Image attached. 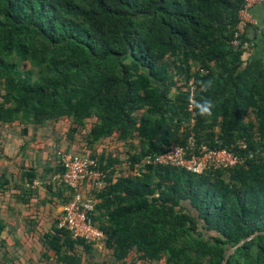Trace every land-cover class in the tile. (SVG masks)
I'll return each instance as SVG.
<instances>
[{
  "label": "trees",
  "instance_id": "16d2710c",
  "mask_svg": "<svg viewBox=\"0 0 264 264\" xmlns=\"http://www.w3.org/2000/svg\"><path fill=\"white\" fill-rule=\"evenodd\" d=\"M243 5L0 0V130L14 126L22 152L39 132L65 128L49 147L54 167L41 175L34 165L19 167L16 200L33 207L26 232L37 233L43 264H222L250 236L226 264H264V56L249 59L231 44ZM241 42L251 43L246 33ZM202 81L211 82L208 91ZM189 97L210 98L212 116L193 107L192 117ZM191 135L246 161L200 174L143 164ZM241 141L245 150L236 147ZM2 150L0 143V158ZM66 152L95 160L104 175L99 191L81 185L93 202L87 215L105 235L101 251L58 229L49 211L39 216L46 205L71 201L72 190L43 185L45 199L23 185L63 173L59 153ZM9 182L0 173L1 204ZM12 218L0 214V264H18Z\"/></svg>",
  "mask_w": 264,
  "mask_h": 264
},
{
  "label": "built area",
  "instance_id": "2783aa9c",
  "mask_svg": "<svg viewBox=\"0 0 264 264\" xmlns=\"http://www.w3.org/2000/svg\"><path fill=\"white\" fill-rule=\"evenodd\" d=\"M264 0H244V5L239 12V21L236 27L234 46H240L241 50L248 53L251 50L249 43H242L241 38L247 32L249 23V9L255 3H263ZM194 116L193 107L188 108ZM194 119H191L192 126ZM236 147L245 150L244 142H238ZM233 148V147H232ZM63 173L53 176V181L72 190V200L62 206L61 213L56 218L58 229L68 231L73 239H84L86 242L101 251L104 241V233L98 229L87 213L93 210V202L81 192V185L87 183L91 190L99 191L104 185V175L98 169L95 160L72 153H59ZM246 157L228 149H211L206 145L197 144L191 135L186 144L182 146L171 145L164 153L148 156L143 160L145 165L169 166L182 169L192 174H200L215 169H231L245 163ZM40 183L33 181L26 184L34 189Z\"/></svg>",
  "mask_w": 264,
  "mask_h": 264
},
{
  "label": "rangeland",
  "instance_id": "374dc122",
  "mask_svg": "<svg viewBox=\"0 0 264 264\" xmlns=\"http://www.w3.org/2000/svg\"><path fill=\"white\" fill-rule=\"evenodd\" d=\"M48 129H51V126L47 127ZM65 132V128L62 125L58 126V129L56 131H54L53 133L51 131L47 132L44 131L43 133H40V135H42V138L40 139L41 142H43L44 139H48L47 143L50 144V150L54 149L52 148L54 146V142L56 140V136L55 135H63V133ZM5 135L6 137L4 138L5 142L3 145V150L5 151V156L7 157H13L15 155V153L17 152V156L16 157V164L13 165L12 163L8 164V161H5L4 158V151L3 156L0 158V171L4 169V173L6 174L8 180L10 181L8 185H10L11 187V194L10 192L5 194V202L3 204L0 203V206H2L0 208V214L4 213L5 215H7V217H13L12 220H10L11 223H8V230L10 233V235H13L15 237H18L21 240V246L22 248L17 251L16 253L14 251H11L10 253L13 256H16L17 258H19L18 260V264H43L44 261L41 259V256L43 254V248L40 247L39 243L37 242V233L33 234L32 236L28 235L26 232V226H27V221L29 220V210L32 209L33 207L29 206L28 207H24V204L21 205L19 203V201L17 202V198L16 196L18 195V188L20 187L19 184H21L19 182V176H20V168L21 166H23L25 159L24 157H22L24 154H21L23 152L25 153H29L30 150L32 149V145L27 148H25L24 151H19L17 148L22 140L18 133H17V129L13 126V129L11 128H2L0 130V138H2V136ZM3 140V139H2ZM47 145V144H46ZM45 145V148H46ZM52 146V147H51ZM16 147V148H15ZM48 147V148H49ZM34 150L37 149L36 147L33 148ZM41 151L45 152L44 149V145L43 148H41ZM48 150L46 149L47 153ZM66 153H72V152H66ZM76 153V152H75ZM42 156V153H41ZM6 157V159H7ZM51 159V160H55L52 157V153L49 151V154H46L45 158H40L43 161H46L47 159ZM46 159V160H45ZM27 160H29V158H27ZM41 162V161H40ZM22 185V184H21ZM13 187H17V190H12ZM41 189H44L43 187ZM40 189V190H41ZM37 192V191H34ZM39 196V195H38ZM33 204V203H31ZM40 211V209H39ZM48 211L50 212V214H54L55 215V221H56V209H52L50 207H48ZM34 211H32L33 214ZM43 214L44 212H41V216L43 218ZM41 218V219H42ZM24 220V221H23ZM15 222V223H14ZM38 227V229L42 230L43 227H45L46 221L44 220V223H36ZM26 239L25 241L23 239ZM11 239V238H9ZM1 254V251H0ZM105 259L108 258V256H104ZM98 260H100V257H97ZM154 264H162L161 262L159 263H154Z\"/></svg>",
  "mask_w": 264,
  "mask_h": 264
},
{
  "label": "crops",
  "instance_id": "0c3cea01",
  "mask_svg": "<svg viewBox=\"0 0 264 264\" xmlns=\"http://www.w3.org/2000/svg\"><path fill=\"white\" fill-rule=\"evenodd\" d=\"M246 36L247 38L250 40V44H251V50L250 52H248L246 54V56L249 59H261V57L263 58L264 56V2L263 3H255L252 5V7L249 9V23H248V27H247V32H246ZM31 135V133H30ZM6 136L3 135L2 138H0V143H2V145H4V138ZM42 138V135H40V132L38 133L37 136V140L31 144L32 145V149L29 152V155L26 157L25 162L23 164V166H33L36 168L37 172L41 175L44 172V169L46 168H50V167H54L55 166V160H51V159H45L46 161H43L40 158H45L46 154H49V146L50 144L47 143V138L43 140V142L40 141V139ZM3 139V140H2ZM43 139V138H42ZM21 143L18 146L22 144V140H20ZM47 144V145H46ZM44 145V149L46 152V149L48 150L47 153L41 151V148H43ZM46 145V148H45ZM37 148V149H33V148ZM16 148V147H15ZM17 148V149H18ZM29 149V148H28ZM4 151V150H3ZM42 153V156H41ZM17 156V152L15 153V155L13 157H7L5 156V151H4V158L5 161H8L9 163H12L13 165L16 164V157ZM7 157V159H6ZM27 158H29V160H27ZM41 161V162H40ZM3 164V163H1ZM0 164V165H1ZM0 173H4V169L0 171ZM38 174V175H39ZM44 176V175H42ZM47 176V175H45ZM48 177L50 178V175H48ZM47 178L45 179L46 181L40 182L39 179H36L34 181H38L40 184L38 185V187L31 189L33 191H38V195L40 196V198H45V199H50V196L47 194V191H45V189H41L43 185H49V184H54L55 186H59L55 181H53V177L52 178ZM33 182V181H32ZM26 184H31V183H26L23 182V185L25 186ZM26 189H29L27 186H25ZM41 189V190H40ZM63 206V205H62ZM62 206H59L56 208V218L57 216L61 213V209ZM48 207H50L49 205H46L45 207L42 208V212H44V214L48 213ZM41 216V213H40ZM40 219V222L43 221V219Z\"/></svg>",
  "mask_w": 264,
  "mask_h": 264
},
{
  "label": "clouds",
  "instance_id": "9594fccd",
  "mask_svg": "<svg viewBox=\"0 0 264 264\" xmlns=\"http://www.w3.org/2000/svg\"><path fill=\"white\" fill-rule=\"evenodd\" d=\"M201 90L208 91L211 88L210 81H202L200 82ZM189 104L190 107H194L200 117H211L213 114V108L215 105L213 104L212 100L207 97H201L199 101L195 100L193 97H189Z\"/></svg>",
  "mask_w": 264,
  "mask_h": 264
},
{
  "label": "water",
  "instance_id": "95a60500",
  "mask_svg": "<svg viewBox=\"0 0 264 264\" xmlns=\"http://www.w3.org/2000/svg\"><path fill=\"white\" fill-rule=\"evenodd\" d=\"M251 238H252V236H250V237H248V238H246V239L240 241V242L237 243L235 246L231 247V248L228 250V252L226 253L225 258H224L222 264H226V263H227V260H228V258H229V256L232 255V254L235 252V250H236L237 248H239L240 246H242L247 240H249V239H251Z\"/></svg>",
  "mask_w": 264,
  "mask_h": 264
}]
</instances>
